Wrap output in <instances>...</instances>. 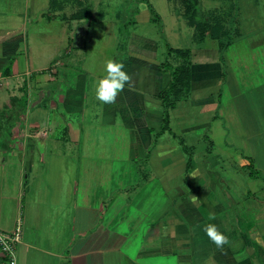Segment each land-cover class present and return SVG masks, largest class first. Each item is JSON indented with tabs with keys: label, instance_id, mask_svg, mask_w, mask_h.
Instances as JSON below:
<instances>
[{
	"label": "crops",
	"instance_id": "0c3cea01",
	"mask_svg": "<svg viewBox=\"0 0 264 264\" xmlns=\"http://www.w3.org/2000/svg\"><path fill=\"white\" fill-rule=\"evenodd\" d=\"M167 2L178 4L180 15L189 22L177 0ZM102 3V0H0V230L12 233L21 222L17 264H142L141 259L150 262L160 256H174L177 264H264V172L259 178H251L249 172L240 170L248 180L238 197L237 172L224 175L220 167L223 159L212 154L213 139H207V144L200 143L205 150L202 160L195 158L197 146H187L184 138L180 140L183 144L178 141L180 149L159 142V136L166 132L157 136L163 118L158 95L168 85L170 75L161 71L163 60H157L156 48L151 46L148 50L141 46L153 44L152 39L140 43L144 37L131 35L126 40V49L119 48L120 23L124 19L119 10L115 14L119 24L109 27L114 28L117 42L115 61L125 64V71L135 83L126 86L115 104H102L100 120L113 127L119 121L129 130L127 158L124 133L110 139L117 140L116 144L107 143L105 134H100L96 141L86 134L85 145L79 151L70 147L55 149L62 142L76 146L78 139H82L79 133L82 127L59 111L63 109L69 114L83 111L87 78L79 75L76 86L69 85L64 92L57 87L51 96L45 86L49 79L46 77H54L60 66L73 65L71 56L77 57L80 49H87L92 25L106 18ZM261 4V0H254L256 10H250L245 19L252 20ZM146 6L142 11L137 8L131 22L134 26L142 20L152 23ZM231 6L201 11L199 19L210 21L214 28L221 22L237 29L239 37L235 43L243 32L235 13L236 4ZM156 12L160 23L161 16ZM194 34L193 29V42L207 45L210 42L207 50L213 53V57H206L202 54L205 51L199 50L198 58L207 65L219 63L218 41L207 38L198 43ZM64 58L69 61L64 62ZM195 64L192 59L189 94L170 113L182 102L194 99L200 105L208 92L212 95L221 90L222 68L214 73L202 68L204 71L197 75ZM146 101L158 103L162 113H150L144 105ZM46 110L49 114L57 111V118H46ZM61 123L65 124V133L50 135ZM75 152L81 155V169L73 178L63 183L60 166L57 173L51 170L55 176L47 174L46 156L52 157L50 162L62 163ZM248 154L257 162V154ZM139 160L148 168L146 182L158 181L168 204L157 216L154 207H136L137 224L130 232L140 234L142 239L137 257L133 258L126 253L130 234L123 226L124 210L132 201L126 194V184L130 183L124 180V171L127 165ZM234 161L244 170L249 163L242 158ZM193 196L198 197L196 203L192 202ZM213 216L215 219H211ZM209 223L228 236L229 244L224 250L218 249L203 231ZM0 264H7L1 252Z\"/></svg>",
	"mask_w": 264,
	"mask_h": 264
},
{
	"label": "rangeland",
	"instance_id": "374dc122",
	"mask_svg": "<svg viewBox=\"0 0 264 264\" xmlns=\"http://www.w3.org/2000/svg\"><path fill=\"white\" fill-rule=\"evenodd\" d=\"M102 2V7L106 10V13L104 12L106 18L104 22L97 20L92 25L86 45L87 49L78 50L80 53H77V57L76 55H73L74 57L71 56L69 60L73 62V65L68 67L60 66L57 68V73L54 77H46L49 79L45 86L47 92H51V96L57 87L64 92L69 85L76 86L79 75H85L87 78V91L83 111L72 114L65 113L63 109L59 111L66 119L71 118L77 122L78 127H82L81 131H79V133H82V139H78L76 146L74 144H63L62 142L54 146L55 149H68L70 147L79 151L85 145L86 134H91L95 141L100 138V134H105L107 136H103L107 138V143L116 144L117 140L110 139H113V135H117V133H124L125 158H127L129 130L124 129L119 121L118 125L113 127L106 125L100 120L103 103L97 100L95 95L98 81L106 75L105 62L108 59L115 60L118 57L115 50L117 42L113 36L114 28L112 30L109 27L119 24V22L115 21L116 11L119 10L124 14V19L120 23L121 37L118 40L121 45L119 48L126 49V40H129L131 35H137V37H144L140 43H147L145 41L148 39L155 41L153 44L147 43L141 46L148 50H150L151 46L156 48V56L159 61H165L168 58L170 63H181L180 59L167 57V46L176 49H191L194 54L193 57L191 56V60L193 59L196 62L194 70L197 75L200 71H204L201 70L202 68H208L211 73H214V70L221 67L222 72H225L219 92L212 95H210L212 92H208L205 95L206 100L200 105L196 100L192 99L178 104L177 109L173 112L171 111L172 122L170 131L159 136V142L179 147L180 149L178 141L181 144L183 140H180L184 138L187 146H197L198 152L195 153V158L196 160H202L205 157V150L201 149L200 143L206 142L207 144V139H213L212 154L220 155V158L223 159L220 167L224 175L235 174V172H230L233 170L237 172L238 181H236L238 185L236 186H238L237 195L239 197L246 189L245 181L246 179L248 180V176L245 175V172L250 170L247 167L245 170L241 169L240 163H237L238 161H234V159L240 160L242 158L248 162L250 161L249 159H252L254 168L257 171L259 170L261 176H263L262 172H264L263 169L257 167L261 166L264 168V146L262 145L264 130V0H261L262 4L258 6L257 13H253L252 20L245 18L249 17L250 10H256V7H253L254 0H201L199 18L201 11L213 8L227 9L231 4L235 3V13H237V20L243 32V37L238 39L223 54V61L219 59L220 55L218 53L219 63L214 64L212 62L208 65L206 61L202 62L198 58L200 55H196V53L198 54L200 53L199 50H202L205 51L202 53L204 56L213 57L211 49L207 50L211 47V44H209L210 42L208 45L193 42V29L189 22L180 15L178 4L169 3L167 0H102ZM148 3L155 6L161 16V22L149 23L142 20L138 25L134 26L131 22L135 18L136 12H138L136 11L137 8H140L141 11L147 9L146 5ZM96 12H98L97 9H95L94 15L97 14ZM259 14L261 15L258 18ZM106 27H108V30H106ZM161 31L162 35L160 34ZM161 36H163V39ZM64 59L66 63L69 61L68 58ZM90 66H94V71L88 70ZM231 84L232 87L230 88L229 85ZM211 97L212 99H210ZM48 98L46 96V99ZM144 105L147 106L150 113H162V107L158 103L146 101ZM45 114L46 118H57L58 116L57 111L49 114L48 110H46ZM65 131V124L61 123L60 126L54 127L50 135L54 133L62 135ZM118 142L121 143V141ZM49 143L53 144V140H50ZM248 152L257 154V162L253 157L249 156ZM75 153L73 156H67L62 163L50 162L52 157L46 156V168L49 172L47 174L55 176L53 173L51 174V170L57 173V169L60 166L59 169H61L64 177L63 183L69 181L74 177L73 174H78V169H81V155L79 152ZM209 155L207 154V156ZM127 166L124 171V180L126 183H130L126 184V194L132 198V201L129 205H126L124 210L123 226L126 229L125 231L130 234L126 244L129 251L126 250V253L136 258L142 239L140 234L136 235L130 232L134 230L133 227L137 224V221H135L138 215L135 211L136 207L142 206L148 209H153L154 207V212L157 216L168 204V200L158 181L151 179L146 182L149 172L142 160ZM240 170L244 171L245 174ZM54 178L52 177V180ZM140 262L142 264H177V259L174 256H160L150 262L145 259H141Z\"/></svg>",
	"mask_w": 264,
	"mask_h": 264
},
{
	"label": "trees",
	"instance_id": "16d2710c",
	"mask_svg": "<svg viewBox=\"0 0 264 264\" xmlns=\"http://www.w3.org/2000/svg\"><path fill=\"white\" fill-rule=\"evenodd\" d=\"M182 8L183 15L191 23L195 34L194 41L203 42L210 38L218 41V47L221 61L224 60L223 54L234 44L235 38L239 37V31L229 25L224 26L218 22V27L214 28L210 21L199 19L200 0H177ZM148 8L151 13V21L158 22L159 16L156 10L148 3ZM192 50L191 49H176L167 46V57H175L181 60L179 64L170 63L168 58L160 65V69L164 73L170 75V81L158 95L162 102L163 118L162 127L157 134H163L170 131V110L174 109L177 102L185 100L191 89L192 80ZM225 72H223L224 77ZM183 144V142H181ZM248 170L251 178H259L261 173L253 166V160L249 159Z\"/></svg>",
	"mask_w": 264,
	"mask_h": 264
},
{
	"label": "clouds",
	"instance_id": "9594fccd",
	"mask_svg": "<svg viewBox=\"0 0 264 264\" xmlns=\"http://www.w3.org/2000/svg\"><path fill=\"white\" fill-rule=\"evenodd\" d=\"M89 71H94V66H90ZM106 75L101 78L96 86V99L103 104H115L118 96L122 93L126 86H134L133 77L125 71V64L117 62L113 59H108L105 62ZM194 178V177H193ZM198 197L193 196L192 202L196 203ZM215 219V217H211ZM203 231L207 237L218 249L224 250V246L229 244V238L222 233L215 224H206Z\"/></svg>",
	"mask_w": 264,
	"mask_h": 264
},
{
	"label": "built area",
	"instance_id": "2783aa9c",
	"mask_svg": "<svg viewBox=\"0 0 264 264\" xmlns=\"http://www.w3.org/2000/svg\"><path fill=\"white\" fill-rule=\"evenodd\" d=\"M22 237V224L19 221L12 233L0 230V252L6 257L7 264H17L16 246Z\"/></svg>",
	"mask_w": 264,
	"mask_h": 264
}]
</instances>
